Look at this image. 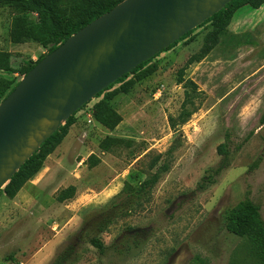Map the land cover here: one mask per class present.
<instances>
[{
	"label": "rangeland",
	"instance_id": "obj_1",
	"mask_svg": "<svg viewBox=\"0 0 264 264\" xmlns=\"http://www.w3.org/2000/svg\"><path fill=\"white\" fill-rule=\"evenodd\" d=\"M15 13L0 5V49L11 53L14 70L0 76L21 78L22 64L46 49L10 41ZM209 28L205 24L155 55L143 66L151 69L144 77L130 73L92 98L73 114L41 170L14 197L0 190V264H50L67 244L80 255L75 264H194L196 257L201 264H256L249 242L230 233L222 215L248 197L264 220V39L238 32L233 14L220 42L185 71L200 91L187 103L177 70ZM252 38L256 45L235 48L236 41ZM131 80L129 90L121 91ZM112 90L118 91L109 103L122 120L109 130L93 117L88 121L86 113ZM252 129L217 183L196 190L204 170L219 161L217 146L225 133L241 138ZM258 156V165L249 169ZM157 170L161 176L148 202L125 212L131 187ZM71 185L73 196L59 201ZM91 237L104 243L103 253Z\"/></svg>",
	"mask_w": 264,
	"mask_h": 264
},
{
	"label": "water",
	"instance_id": "obj_2",
	"mask_svg": "<svg viewBox=\"0 0 264 264\" xmlns=\"http://www.w3.org/2000/svg\"><path fill=\"white\" fill-rule=\"evenodd\" d=\"M229 1L122 0L46 53L0 101V189L97 93Z\"/></svg>",
	"mask_w": 264,
	"mask_h": 264
},
{
	"label": "trees",
	"instance_id": "obj_3",
	"mask_svg": "<svg viewBox=\"0 0 264 264\" xmlns=\"http://www.w3.org/2000/svg\"><path fill=\"white\" fill-rule=\"evenodd\" d=\"M120 1L122 0H0V5L16 9V13L11 18L10 23V41L15 44L29 41L36 42L41 47L45 48L46 53H48L79 28L103 14ZM263 3L264 0H230L209 18L205 19L195 28L189 30L175 42L161 50L172 48L179 41L189 36L195 29L205 24H210V28L203 35L198 50L189 55L184 64L177 70L176 81L181 84L184 89L185 102H191L192 92H200L197 83L193 79L185 77L187 68L193 63L200 62L220 42V38L226 31L237 8L245 4L253 8H259ZM32 15L35 16V19L32 18ZM246 34H248V32L233 34L231 38L236 39ZM235 44L236 48L245 44L256 45L257 42L252 38L250 40L246 39V41L243 42L236 41ZM46 53L42 54L36 61L29 60L23 63L21 67L22 75L27 73ZM154 56L138 64L130 72L118 78L114 83L110 84L95 96H100L102 93L109 90L115 83L123 81L130 73H136V78L138 79L144 77L151 69L142 68ZM0 71L14 72L11 53L2 49H0ZM19 80L20 78L16 77L0 76V101L6 97ZM132 80L124 82L120 90L123 92L128 91L130 85L133 83ZM117 91L118 90L108 91L104 98L94 103L90 109L92 117L109 130L114 129L122 120L120 113L109 103V100ZM72 119L73 114L24 161L0 190L7 196L14 197L22 186L28 180H31L44 166L46 157L67 133V126L71 124ZM260 123L264 124V110L260 117ZM253 133L254 130L252 129L244 137L236 138L233 137L230 131H227L224 135V141L217 146V153L220 155L219 161L215 165L209 166L204 170L196 183V190L204 191L216 184L222 173L232 166L236 154L250 139ZM108 140L115 139L108 137ZM259 159L260 156L252 161V163L249 164V169L255 168L259 163ZM160 170L164 171L165 166L164 169L160 168ZM160 170L150 174L142 180L137 187H131L132 190L127 193V208L125 212H132L136 208H141L148 202L150 191L161 176ZM74 192L75 186H68L60 192L58 200L63 201L70 198L73 196ZM222 217L224 226L230 233L246 239L249 242L250 255L256 257V264H264V220L261 217L259 205L250 198L245 197L233 206L226 208ZM90 243L101 253H103L106 248L104 243L97 237H91ZM79 259L80 255H78L76 248L67 244L56 253L50 264H75ZM193 262L194 264H201V260L198 257H196Z\"/></svg>",
	"mask_w": 264,
	"mask_h": 264
},
{
	"label": "crops",
	"instance_id": "obj_4",
	"mask_svg": "<svg viewBox=\"0 0 264 264\" xmlns=\"http://www.w3.org/2000/svg\"><path fill=\"white\" fill-rule=\"evenodd\" d=\"M248 15H252L249 21ZM236 24L241 30H249L256 39H264V3L259 8H253L248 4L242 5L234 12Z\"/></svg>",
	"mask_w": 264,
	"mask_h": 264
},
{
	"label": "built area",
	"instance_id": "obj_5",
	"mask_svg": "<svg viewBox=\"0 0 264 264\" xmlns=\"http://www.w3.org/2000/svg\"><path fill=\"white\" fill-rule=\"evenodd\" d=\"M86 115H87L88 121L92 120V114H91L90 110L87 111Z\"/></svg>",
	"mask_w": 264,
	"mask_h": 264
},
{
	"label": "bare ground",
	"instance_id": "obj_6",
	"mask_svg": "<svg viewBox=\"0 0 264 264\" xmlns=\"http://www.w3.org/2000/svg\"><path fill=\"white\" fill-rule=\"evenodd\" d=\"M31 143H32V144L34 143L33 138L31 139Z\"/></svg>",
	"mask_w": 264,
	"mask_h": 264
}]
</instances>
